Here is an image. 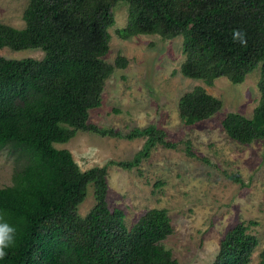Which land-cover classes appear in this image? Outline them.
I'll list each match as a JSON object with an SVG mask.
<instances>
[{
	"label": "trees",
	"instance_id": "obj_1",
	"mask_svg": "<svg viewBox=\"0 0 264 264\" xmlns=\"http://www.w3.org/2000/svg\"><path fill=\"white\" fill-rule=\"evenodd\" d=\"M119 0H28L22 27L0 22V48L40 49V58L0 54V148L14 153L11 183L0 186V222L15 229L14 244L0 264H176L161 243L172 229L165 208L150 207L130 225L121 208L106 201L105 164L81 170L65 142L77 129L131 139L145 137L122 167L136 165L156 143L173 147L161 127L132 126L126 132L87 121L100 104L105 78L117 54L106 62L113 23L110 6ZM127 20L117 34H180L183 59L179 72L211 84L217 76L240 82L259 65V97L250 116L228 111L220 124L233 140L264 145V0H123ZM239 31L246 43L234 38ZM221 100L200 85L182 92L179 117L186 123L214 113ZM184 152L195 153L188 139ZM110 161V160H108ZM234 179L238 176L232 174ZM92 186L93 203L80 215L77 205ZM256 244L247 225L236 222L218 243L210 264H246ZM256 264H264V246Z\"/></svg>",
	"mask_w": 264,
	"mask_h": 264
},
{
	"label": "rangeland",
	"instance_id": "obj_2",
	"mask_svg": "<svg viewBox=\"0 0 264 264\" xmlns=\"http://www.w3.org/2000/svg\"><path fill=\"white\" fill-rule=\"evenodd\" d=\"M27 1L0 0V22L22 27ZM126 9L123 0L110 6L113 23L107 27L108 48L102 56L113 63L120 54L126 64L113 66L103 82L100 104L88 110L87 121L120 132L153 123L164 130L166 139L178 140L177 144H153L129 168L116 161L131 158L145 137L127 139L77 129L54 146L67 148L81 170L105 164L107 204L122 209L126 226L150 207L165 208L172 229L160 243L171 251L176 264H210L220 238L236 222L246 224L256 237L246 263L256 264L264 246V145L260 140L240 143L231 139L220 121L228 111L250 116L259 97V65L236 83L223 75L211 84L184 76L178 70L183 59L181 35L163 38L143 33L121 38L116 30L126 23ZM0 54L40 58L42 51L2 47ZM197 84L217 96L221 105L205 119L186 123L178 115L177 100ZM181 139H188L193 151L207 161L186 155ZM13 155L7 147L0 148V186L11 183ZM92 203L88 184L77 212L83 215Z\"/></svg>",
	"mask_w": 264,
	"mask_h": 264
},
{
	"label": "clouds",
	"instance_id": "obj_3",
	"mask_svg": "<svg viewBox=\"0 0 264 264\" xmlns=\"http://www.w3.org/2000/svg\"><path fill=\"white\" fill-rule=\"evenodd\" d=\"M233 36L234 38H240L242 44L246 43L239 31H234ZM14 237L15 229L7 222H0V259L7 255L6 249H9L14 244Z\"/></svg>",
	"mask_w": 264,
	"mask_h": 264
}]
</instances>
